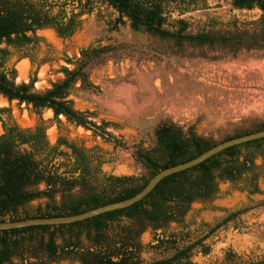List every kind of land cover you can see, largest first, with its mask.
Instances as JSON below:
<instances>
[{"label":"trees","instance_id":"16d2710c","mask_svg":"<svg viewBox=\"0 0 264 264\" xmlns=\"http://www.w3.org/2000/svg\"><path fill=\"white\" fill-rule=\"evenodd\" d=\"M101 1L115 10L116 23L127 21L132 30L171 40L178 47L207 46L232 53L241 49L264 50V0H230L234 8L260 10L261 16L252 28L196 33L187 32L182 19L177 20V28L166 27L165 7L191 0ZM42 3L0 0V96L30 106L38 117L33 127L22 128L12 120L9 107L0 106V222L73 215L126 199L160 170L190 160L220 142L264 129V120H257L213 138L198 134L192 125L183 128L174 122H162L154 129L153 145L132 152L135 161L146 170L143 176L103 171L105 160L98 147L86 148L63 135L49 143L40 116L42 110H51L53 119L62 116L69 123L90 130L114 147L125 146L107 130L115 124L95 122L93 112L76 109L69 97L76 84L84 90L94 87L88 66L112 47L87 46L79 50L75 60L66 57L65 63L72 67L61 66L62 78L43 90H34V77L28 82H14L15 69L5 65L10 48L37 45L42 40L35 33L37 29L52 28L58 36L66 37L79 26L72 11L60 8L53 13ZM261 181L264 137L227 147L191 168L162 178L144 198L130 206L72 223L0 230V264H50L63 259L78 264H142L140 237L147 230L153 233L152 247L172 250L169 256L147 264H193L191 251L201 241L179 247L189 233L182 229L171 231V225L183 226L193 203L215 199L220 182L255 194L261 192ZM41 199L43 203L34 209L28 207L30 202ZM228 219L229 216L223 221ZM230 255L227 252L228 259ZM231 264H264V260Z\"/></svg>","mask_w":264,"mask_h":264},{"label":"rangeland","instance_id":"374dc122","mask_svg":"<svg viewBox=\"0 0 264 264\" xmlns=\"http://www.w3.org/2000/svg\"><path fill=\"white\" fill-rule=\"evenodd\" d=\"M42 2L53 13L60 8L72 11L79 26L66 37L57 36L50 28L37 31L43 39L34 46L10 48L5 65L16 69L15 82L17 77L19 82L34 77V89L40 91L62 77L61 66L72 67L65 63L66 57L75 60L79 50L87 46L112 47L88 66L94 87L84 90L76 84L69 97L76 109L93 112L95 122L115 124L107 130L125 146L114 147L90 130L75 126L62 116L53 119L50 110H42L40 116L49 143L63 135L86 148L98 147L105 160L103 171L143 176L146 170L135 161L132 152L150 148L154 129L162 122H174L183 128L192 125L198 134L219 138L235 128L264 120L263 49L232 53L207 46L178 47L171 40L132 30L127 21L116 23L117 13L101 0ZM165 15L168 29L177 28V20L182 19L186 31L196 33L252 28L261 12L257 8H234L230 0H191L168 4ZM0 106L9 107L12 120L20 127L31 128L38 119L24 103L8 102L0 96ZM260 189V193L247 194L220 182L215 199L193 203L183 226L171 225V231L182 229L189 233L179 247L201 241L191 251L193 264L264 260V181L260 182ZM43 201L34 200L28 207L34 209ZM227 216L229 219L223 221ZM217 224L220 225L210 231ZM152 237L149 230L140 237L142 264L172 253L170 248L152 247ZM227 252L231 254L229 259ZM50 264L78 262L63 259Z\"/></svg>","mask_w":264,"mask_h":264},{"label":"water","instance_id":"95a60500","mask_svg":"<svg viewBox=\"0 0 264 264\" xmlns=\"http://www.w3.org/2000/svg\"><path fill=\"white\" fill-rule=\"evenodd\" d=\"M261 137H264V129L220 142L190 160L160 170L149 179V181L140 191H138L136 194L126 199L104 204L96 208H92L87 211L73 215L53 216V217H43V218L37 217V218H28V219H22L16 221H4V222H0V230L21 228L32 225H55V224L72 223L99 215L107 211H112L130 206L133 203L144 198L162 178L170 174L191 168L227 147H230L232 145H237L253 139H258Z\"/></svg>","mask_w":264,"mask_h":264},{"label":"flooded vegetation","instance_id":"af4514ba","mask_svg":"<svg viewBox=\"0 0 264 264\" xmlns=\"http://www.w3.org/2000/svg\"><path fill=\"white\" fill-rule=\"evenodd\" d=\"M48 28V27H47ZM46 28V29H47ZM42 29H45V28H41V29H37L36 30V35L37 36H39L38 34H37V31H39V30H42ZM50 29H52V28H50ZM53 30V29H52ZM56 33V32H55ZM58 36V35H57ZM39 37H41V36H39ZM42 38V37H41ZM43 39V38H42ZM22 58H24V57H22ZM12 67V66H11ZM15 69V68H14ZM15 73H16V69H15ZM62 74V73H61ZM62 78V77H61ZM30 79V78H29ZM28 79V80H29ZM28 80L26 81V82H28ZM14 82H15V79H14ZM21 82H25V81H21ZM21 82H18V83H21ZM15 83H17V82H15ZM34 84V83H33ZM33 88H34V86H33ZM35 90V89H34ZM1 97H3V96H1ZM4 98V97H3ZM6 99V98H5ZM7 100V99H6ZM8 101V100H7ZM11 101H13V100H11ZM11 101H8V102H11ZM14 101H16V100H14ZM17 102V101H16ZM18 103V102H17ZM1 107H6V106H1ZM51 111V110H50ZM52 113V112H51ZM18 125V124H17ZM35 125V124H34ZM0 127H1V124H0ZM33 127V126H32ZM23 128V127H22ZM1 132H2V128H1ZM1 134V133H0ZM120 175V174H119ZM122 175V174H121ZM124 175V174H123Z\"/></svg>","mask_w":264,"mask_h":264},{"label":"clouds","instance_id":"9594fccd","mask_svg":"<svg viewBox=\"0 0 264 264\" xmlns=\"http://www.w3.org/2000/svg\"><path fill=\"white\" fill-rule=\"evenodd\" d=\"M20 77H17V82H19Z\"/></svg>","mask_w":264,"mask_h":264}]
</instances>
